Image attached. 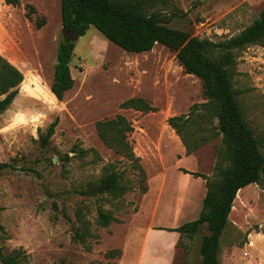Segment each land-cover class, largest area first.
Instances as JSON below:
<instances>
[{"label":"rangeland","instance_id":"obj_1","mask_svg":"<svg viewBox=\"0 0 264 264\" xmlns=\"http://www.w3.org/2000/svg\"><path fill=\"white\" fill-rule=\"evenodd\" d=\"M263 9L264 0H154L144 10L216 42L248 27ZM61 29L60 0H0V55L23 74L0 114V162L11 164L0 171L4 251L20 249L23 264H200L206 226L191 236L169 230L198 217L206 179L196 175L210 177L221 159V136L213 135L217 119L200 107L206 102L200 79L162 44L128 52L90 25L74 41L73 87L58 100L50 84ZM230 73L264 155V45L238 49ZM131 97L145 99L155 111L121 108ZM192 110L191 130L203 128L212 137L186 154L167 119ZM117 114L133 126L128 141L143 181L133 160L98 135L96 122ZM55 119L53 135L42 144L40 133ZM105 165L130 187L120 198L82 192ZM100 209L114 218L106 227L96 221ZM115 249L120 253L107 255ZM219 260L264 264V171L258 183L237 192Z\"/></svg>","mask_w":264,"mask_h":264},{"label":"trees","instance_id":"obj_2","mask_svg":"<svg viewBox=\"0 0 264 264\" xmlns=\"http://www.w3.org/2000/svg\"><path fill=\"white\" fill-rule=\"evenodd\" d=\"M8 1L15 4L18 0ZM151 2L154 0H60L62 27L80 37L93 25L109 41L133 53L147 52L155 44H162L175 52L186 73L200 79L206 99L200 107L217 119L213 135L221 136V159L210 177L196 175L206 179V192L198 217L169 230L191 236L204 224L207 233L201 238L199 246L200 264H221L220 238L228 224L236 194L249 184L258 183L264 171V155L244 117L230 73L238 49L252 44L264 45V9L252 24L238 34L215 42L168 26L156 12L147 13L145 6ZM30 9L33 10V7ZM74 46V42H65L63 39L58 45L50 84V91L58 100H62L65 92L74 84L69 66ZM22 81V72L0 55V114L9 108ZM120 107L143 113L155 111L148 101L140 97L128 98ZM57 121H52L46 131L40 133L42 144H46L53 135ZM194 121L193 110L187 115H174L167 119L181 138L186 154L212 137L205 134L203 128L191 130ZM95 125L100 139L107 146L133 160L143 181L144 174L136 163L137 158L128 141V134L133 131L132 124L123 115L117 114L113 118L99 120ZM78 153L84 154L85 151L79 149ZM8 167H11L10 163L0 162V171ZM121 178V174H117L112 165H105L103 175L87 182L82 192L90 196L109 195L114 199L120 198L130 190L127 184L121 182ZM80 212L78 210L79 220L82 219ZM113 220L111 212L98 211L96 221L99 225L106 227ZM4 235L5 230L0 223V264H23L20 249L4 251L1 244ZM119 253L115 249L107 255Z\"/></svg>","mask_w":264,"mask_h":264},{"label":"water","instance_id":"obj_3","mask_svg":"<svg viewBox=\"0 0 264 264\" xmlns=\"http://www.w3.org/2000/svg\"><path fill=\"white\" fill-rule=\"evenodd\" d=\"M62 35H63V40L65 42H74L75 40H77L79 38V36L73 32H71L70 30H68L65 27H62L61 29Z\"/></svg>","mask_w":264,"mask_h":264},{"label":"bare ground","instance_id":"obj_4","mask_svg":"<svg viewBox=\"0 0 264 264\" xmlns=\"http://www.w3.org/2000/svg\"><path fill=\"white\" fill-rule=\"evenodd\" d=\"M119 47V46H118ZM155 47V46H154ZM144 53V52H143Z\"/></svg>","mask_w":264,"mask_h":264}]
</instances>
